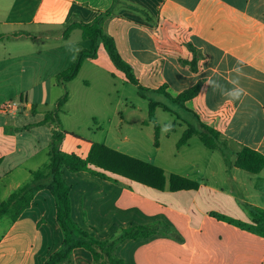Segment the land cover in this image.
<instances>
[{
	"label": "crops",
	"instance_id": "obj_1",
	"mask_svg": "<svg viewBox=\"0 0 264 264\" xmlns=\"http://www.w3.org/2000/svg\"><path fill=\"white\" fill-rule=\"evenodd\" d=\"M126 1L146 10L152 20L115 8L104 27L141 85H167L177 96L203 81L200 94L186 106L218 130L228 148H207L206 153L197 147L200 154H209L205 167L195 165L196 174L172 172L199 182L197 190L173 192L168 182L164 191H155L122 176L102 179L91 172L71 173L67 179L77 222L108 239L131 226L164 221L182 238L158 235L125 241L117 255L126 264H264V237L213 215L253 222L255 209L264 210V168L251 174L236 166V154L243 147L264 155V0ZM113 4L114 0H0V203L49 163L55 132L63 134L60 148L66 152L62 112L56 117L48 105L56 107L68 93L64 108L71 100V84L90 85L83 75L87 68L101 66L104 47L97 58L85 61L77 78L59 82L57 76L74 64L79 51L92 47L80 29L64 38V26L73 18L90 23ZM192 48L201 56L196 69ZM106 58L105 76L122 79L124 73ZM237 88L243 92L233 99L229 93ZM9 102L19 103V109L3 111ZM49 114L52 123L40 124ZM193 140L178 151L189 152ZM158 191L179 204L161 200ZM9 220L0 239V264H44L60 248L62 230L48 190L40 191L16 221ZM102 229L109 234H100ZM93 263L89 251H73L72 264Z\"/></svg>",
	"mask_w": 264,
	"mask_h": 264
},
{
	"label": "trees",
	"instance_id": "obj_2",
	"mask_svg": "<svg viewBox=\"0 0 264 264\" xmlns=\"http://www.w3.org/2000/svg\"><path fill=\"white\" fill-rule=\"evenodd\" d=\"M115 8H128L152 20L149 13L141 7L128 3L126 0H114L111 9L102 12L94 21L85 23L71 19L63 31L64 38H68L73 30L80 29L84 40H90L92 47L79 51L74 64L57 76L61 83L73 81L79 75L83 64L87 59H95L99 48L103 45L109 58L117 69L122 71L127 80L136 85L142 98L149 100V120L155 124V146L159 147L160 126L155 120V112L158 108L172 113L170 105L180 106L192 113L198 125H189L179 140L177 147L186 145L189 140L197 135L202 144L210 149H227L228 146L222 138V134L215 128L205 124L198 114L190 110L186 103L197 97L204 85L198 81L195 85L185 89L177 96L167 91V85L157 89L147 88L139 82L132 66L121 56L115 39L105 30V21L114 16ZM196 56V50L192 48ZM194 58L192 67L196 69L197 60ZM161 94L166 103L150 98L149 95ZM68 101V93H65L57 102L54 114L58 117L63 106ZM49 114L40 124L52 123L53 116ZM63 140L61 132H55L49 147V163L34 173L31 182L13 193L7 200L0 203V219L7 217L16 221L25 210L30 208L34 197L42 190H48L54 198L56 208V220L62 230V243L60 248L52 253L44 264H72L73 251L76 248H84L93 257V264H126L125 260L117 255L119 244L128 240H149L158 235H168L181 241L179 234L166 222L157 221L148 225H136L123 229L121 236L112 239L97 237V230L83 228L76 220L72 200V185L67 179V174L79 172H91L102 179L112 176H122L136 183L146 185L155 190L164 191L167 177L164 169L152 163L145 162L99 143H91L88 156L83 158L77 153H68L61 150ZM236 166L251 173L257 174L264 168V155L243 147L237 154ZM1 163V161H0ZM170 189L173 192L182 190H197L199 182L189 178L172 174L169 178ZM220 220L233 224L243 230L264 237V210L255 209L253 222L236 220L227 216L213 214Z\"/></svg>",
	"mask_w": 264,
	"mask_h": 264
},
{
	"label": "rangeland",
	"instance_id": "obj_3",
	"mask_svg": "<svg viewBox=\"0 0 264 264\" xmlns=\"http://www.w3.org/2000/svg\"><path fill=\"white\" fill-rule=\"evenodd\" d=\"M106 57L110 59L103 48L101 66H91L85 70L83 77L90 81L87 88L81 82L71 84V100L60 114L61 128L63 133L67 132L64 134L67 139L66 152H74L86 158L91 143H99L161 167L166 170L167 178L176 174L172 172L196 174L195 165L205 167L202 163L208 158L209 154L206 153H210V150L201 143L197 135L193 136L189 152H179L177 149V144L188 126L198 125L196 117L180 106L170 105L172 113L158 108L155 112V120L160 126L158 148L155 146V124L149 120V100L140 96L137 86L130 83L124 74L122 79L118 77L116 80L105 76L103 58ZM144 85L156 88L159 83ZM149 96L153 100L166 103L161 94ZM48 108L56 110L55 106L48 105ZM166 126H170L167 131L164 130ZM197 147H203L206 153L200 154L196 151ZM192 166L194 171H191ZM156 195H160L161 200L167 203L179 204L177 200L163 196L159 191ZM9 225V218L0 219V239ZM100 234L109 232L102 229ZM118 234L121 231L113 238H118ZM130 253L127 252V258Z\"/></svg>",
	"mask_w": 264,
	"mask_h": 264
},
{
	"label": "built area",
	"instance_id": "obj_4",
	"mask_svg": "<svg viewBox=\"0 0 264 264\" xmlns=\"http://www.w3.org/2000/svg\"><path fill=\"white\" fill-rule=\"evenodd\" d=\"M19 109V103L17 102H9L4 105L3 111L5 112H13L15 110Z\"/></svg>",
	"mask_w": 264,
	"mask_h": 264
},
{
	"label": "clouds",
	"instance_id": "obj_5",
	"mask_svg": "<svg viewBox=\"0 0 264 264\" xmlns=\"http://www.w3.org/2000/svg\"><path fill=\"white\" fill-rule=\"evenodd\" d=\"M208 83H210V81H208ZM242 92H243V89H242V88H237L236 90L230 92L229 95H230L233 99H239L240 96H241V94H242ZM169 127H170V126H166L164 130L167 131Z\"/></svg>",
	"mask_w": 264,
	"mask_h": 264
}]
</instances>
